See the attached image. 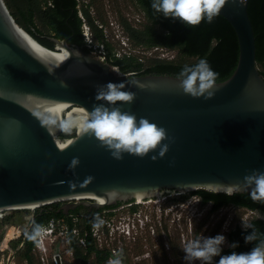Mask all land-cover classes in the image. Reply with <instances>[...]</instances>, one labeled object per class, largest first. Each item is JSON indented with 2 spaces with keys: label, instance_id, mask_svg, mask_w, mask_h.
I'll return each mask as SVG.
<instances>
[{
  "label": "water",
  "instance_id": "95a60500",
  "mask_svg": "<svg viewBox=\"0 0 264 264\" xmlns=\"http://www.w3.org/2000/svg\"><path fill=\"white\" fill-rule=\"evenodd\" d=\"M247 5L225 0L219 12L234 29L238 59L205 99L183 93L177 75L123 73L101 53L52 38L66 51L59 55L30 37L0 0V210L64 201L59 210L67 214L79 205L99 209L197 189L249 192L244 176L264 171V76ZM109 81L134 93L131 103L117 102L122 110L172 138L162 142L169 144L163 157L125 153L117 160L83 131L100 103L96 90ZM69 120L75 136L60 138ZM73 157L79 163L69 167ZM112 190L119 196L109 201Z\"/></svg>",
  "mask_w": 264,
  "mask_h": 264
},
{
  "label": "trees",
  "instance_id": "16d2710c",
  "mask_svg": "<svg viewBox=\"0 0 264 264\" xmlns=\"http://www.w3.org/2000/svg\"><path fill=\"white\" fill-rule=\"evenodd\" d=\"M93 0H4L9 13L15 22L26 31L33 39L50 50H55L52 38L66 39L69 44L78 45L84 51H92L86 46L82 25L89 27L93 44L103 46L105 59L117 66L123 73L133 74H170L177 75L184 65L195 64L200 58H206L211 68L217 73L216 81L228 78L236 67L238 59V42L234 29L230 23L218 14L211 23L201 21L198 25L187 26L178 19L165 18L162 14L155 13L151 8V0H136L144 12L149 24H143L137 28L132 26L125 18H121L122 26L135 44L143 48L167 47L178 48L181 53L194 58L192 61H175L169 59L147 58L148 63L139 60L135 55H123L116 57L111 43L103 33V25L98 26L90 13ZM247 12L252 24L255 37V57L260 73L264 76V0H247ZM80 13L82 17L80 16ZM75 136L74 129L65 132L62 128L59 137L68 139ZM197 195L201 205L210 204V212L216 211L224 205L233 204L254 210L262 215L251 220L261 233H264V203L253 201L249 192H237L227 194L224 192H212L205 189H197L181 195ZM59 203L38 207L35 210L34 220L44 224L50 218H65L71 228L72 222L69 214L78 213V209L64 214L59 210ZM41 210V211H40ZM89 221L85 224L88 227ZM245 231L235 225L226 233L228 245L238 242L236 249L228 245L223 247V253L230 251H248L252 245L244 241ZM34 243L24 242L23 257L32 264L31 250ZM70 248L75 259L85 264L93 256L95 261L107 260L104 251L95 249L90 238H87L85 250L76 245L73 236L70 235ZM216 257L215 260H218Z\"/></svg>",
  "mask_w": 264,
  "mask_h": 264
},
{
  "label": "clouds",
  "instance_id": "9594fccd",
  "mask_svg": "<svg viewBox=\"0 0 264 264\" xmlns=\"http://www.w3.org/2000/svg\"><path fill=\"white\" fill-rule=\"evenodd\" d=\"M243 3V0H240ZM225 0H151V8L155 13L165 18L178 19L187 26L198 25L201 21L211 23L219 14ZM217 73L211 68L206 58H200L195 64L184 65L178 73V87L183 93L194 98H210L211 89L215 86ZM123 82H107L101 85L95 93V100L89 118L83 126L85 133H90L98 139L114 159H122L127 153L144 157L153 153L151 159L163 157L168 151L171 142L166 130L145 117L137 119L134 113L122 110L117 102L131 103L134 93L125 91ZM74 121H65L62 125L65 132H70ZM158 149V152H157ZM79 163L78 157H73L69 167ZM244 187L251 189L249 196L253 201L264 203V171L253 170L244 176ZM238 187V186H236ZM233 188H228L231 193ZM119 193L112 190L108 193V200L117 199ZM30 223L24 228L26 240L33 242L37 247L42 246L47 229L43 224L37 223L31 217ZM105 221L96 215L92 228L99 230ZM245 231L244 241L251 244L248 251H230L223 253L226 237L223 234L215 236L197 235L187 240L183 245V260L185 264H264V233H261L252 223L242 221ZM231 249L238 247V242L228 245ZM219 257L218 260H215ZM107 264H123V250L113 253Z\"/></svg>",
  "mask_w": 264,
  "mask_h": 264
},
{
  "label": "rangeland",
  "instance_id": "374dc122",
  "mask_svg": "<svg viewBox=\"0 0 264 264\" xmlns=\"http://www.w3.org/2000/svg\"><path fill=\"white\" fill-rule=\"evenodd\" d=\"M90 13L95 19V23L103 25L108 41L112 49L116 51H130L135 56L140 57L142 62L148 63L147 58L159 55L162 58L175 61H192L194 58L181 53L178 48L161 47L156 49H146L140 45H135L127 36L121 18H125L132 26L140 28L143 24H149L145 18L144 12L136 0H93L90 7ZM83 27V25H82ZM85 29V27H84ZM86 31V30H85ZM91 37V34H90ZM97 49H102L101 47ZM93 52L99 53L95 50ZM75 131V130H74ZM76 133V131H75ZM188 200L187 220L180 215L164 216V229L153 231L146 230L143 234H138L133 240L121 239L116 243L123 250V264H185L183 260L184 253L183 239L194 238L197 235L215 236L223 234L226 237L227 231L235 225L245 222L246 215H251V220L262 215L258 212L250 214L247 209L234 206H226L216 211L210 212V204L201 205L197 201L198 197L190 194L186 197ZM71 202L77 201L70 200ZM169 202L178 201L177 197L168 198ZM59 205L64 201H59ZM42 206H36L34 209H4L0 210V264H29L23 257L24 248H19L24 238L23 223L33 212ZM245 218V220H243ZM76 222L79 228L85 224V219L78 216ZM154 219V215H152ZM191 222L190 230L189 224ZM11 227L18 228L20 236L12 238L4 244L5 234ZM143 235V236H141ZM228 242L226 239L225 245ZM223 246V247H224ZM67 240H63L61 249H63V258L67 264H83L73 258L68 250ZM6 254V255H5ZM32 264H42L41 253L31 250ZM12 256V257H11ZM85 264H103L95 262L91 256ZM104 264H107L106 262Z\"/></svg>",
  "mask_w": 264,
  "mask_h": 264
},
{
  "label": "built area",
  "instance_id": "2783aa9c",
  "mask_svg": "<svg viewBox=\"0 0 264 264\" xmlns=\"http://www.w3.org/2000/svg\"><path fill=\"white\" fill-rule=\"evenodd\" d=\"M80 16L82 17L81 13ZM102 28L103 33L106 39L108 40L106 31L104 27ZM82 32L84 35L86 46L92 49V51L95 50L104 56L105 51L103 49V46H99L102 49H97L99 47L93 44L92 38L90 37L89 27L86 24H83ZM151 48L154 50L156 48L161 47ZM123 55L129 56L134 54H132L130 51H118L117 53L115 51L116 57H122ZM138 58L139 60H142L140 57ZM151 58L165 59L159 55H155V57ZM181 195L183 194L177 193L167 195L158 199H150L145 201L123 204L115 210L108 209L106 210L107 213L100 215V217L105 221V224L99 230H95L92 228L93 220L89 222L88 227L85 225V222L83 227L79 228L76 222H73L72 219H70L72 222V226L70 228L69 222L65 218H50L46 223L43 224L48 231L45 235V238L41 242L42 246L37 247L34 244L32 250L42 254L40 256L42 261H44L48 257L51 258L53 261H58L60 257L59 253H57L56 250L61 248L63 240H67L69 247L68 250L73 255V251L70 248L71 235L73 236L76 244L83 250H85L86 248L87 238H90L95 249L100 251H110L113 255L114 252L121 249V247L116 244L117 242L119 243L121 239L133 240L140 232H143L147 229L153 230L157 226H161L163 224L164 216H167L170 213H174L176 217H179L181 212L187 210L189 208L187 201L188 199L180 198ZM170 197H177L178 201L169 202L168 198ZM194 197H198L197 201H199V203L201 204L199 196L194 195ZM247 210L250 212V214H254L255 212L251 209ZM108 213L109 215H107ZM152 215H154V219H152ZM249 216L251 215H246V220L245 218L243 220H245V222H251V217ZM73 219L77 220L75 217ZM241 224L239 225L240 227ZM190 226L191 222L189 223V230ZM190 237L184 238L183 243H185L187 240L192 239ZM59 242L60 247L56 246L54 252L50 253L49 250L51 246L56 245ZM110 257L107 258V261Z\"/></svg>",
  "mask_w": 264,
  "mask_h": 264
},
{
  "label": "flooded vegetation",
  "instance_id": "af4514ba",
  "mask_svg": "<svg viewBox=\"0 0 264 264\" xmlns=\"http://www.w3.org/2000/svg\"><path fill=\"white\" fill-rule=\"evenodd\" d=\"M172 195V194H171ZM165 196H167V195H165ZM164 197V196H163ZM162 198V197H161ZM155 199V198H154ZM147 200V199H146ZM133 201H135V200H131V201H128V202H126V203H131V202H133ZM124 203H117L116 205H113V206H106V207H103V208H99V209H95V208H92V209H88L87 207H85V206H82V205H79V206H77V207H75L74 209H78V213H76V214H74V215H71V214H69V217H75L76 219H77V217L78 216H80V217H83L84 219H85V222L87 223L88 221L89 222H91V220H94V218H95V216L96 215H102V214H104V213H107L106 212V210H108V209H110V210H115L116 208H119L120 206H122ZM226 206H234V207H240V208H243V209H248V208H245V207H241V206H236V205H233V204H227V205H224V206H222L221 208H223V207H226ZM74 209H71V210H69L68 211V213H70V211H72V210H74ZM220 209V208H219ZM41 211V210H40ZM180 212V211H179ZM68 213H67V215H68ZM107 215H109V213L107 214ZM180 215H183V217L187 220V218H189V217H187V210H185L184 212H181L180 213ZM168 217H170V216H175V214L174 213H170L169 215H167ZM32 219H34L35 218V211L33 212V214L30 216ZM187 217V218H186ZM29 218V217H28ZM26 219L25 221H24V223H23V229H22V231H23V233H24V228L30 223V221H29V219ZM190 222H188V224H189ZM163 225L164 224H162L161 226H157L156 228H154L153 230H149V229H147V230H149L150 232L151 231H153L152 233H154V231H156L158 228L159 229H164V228H162L163 227ZM19 230V229H18ZM146 231V230H145ZM145 231H143V232H140V234H143ZM139 234V235H140ZM138 235V236H139ZM18 236H20V235H16L15 237H13V238H17ZM141 236H143V235H141ZM12 239V238H11ZM24 242H25V236H24V238H23V240H22V242H21V246H19V248H24ZM77 245V244H76ZM56 246H58V247H60V242L58 243V244H56V245H52L51 246V248H50V250H49V252L50 253H52V252H54V250H55V247ZM122 248V247H121ZM57 251V253H59V257H60V259L58 260V261H56V260H52L51 258H46L44 261H42V264H67L66 262H65V259L63 258V251H62V249L61 248H59V249H57L56 250ZM106 254H107V258L108 257H110V256H112V254H111V252L110 251H104ZM74 255V254H73ZM73 258H75V257H73ZM95 260V259H94ZM96 262V261H95ZM106 263H107V260H106Z\"/></svg>",
  "mask_w": 264,
  "mask_h": 264
},
{
  "label": "bare ground",
  "instance_id": "6f19581e",
  "mask_svg": "<svg viewBox=\"0 0 264 264\" xmlns=\"http://www.w3.org/2000/svg\"><path fill=\"white\" fill-rule=\"evenodd\" d=\"M25 39L29 42H32L38 46H40L38 43H36L35 41H33L30 37L26 36L25 34H22ZM46 49V48H45ZM55 53L59 54V55H62V56H66V51L62 50V49H58V50H54ZM80 198H91L89 196H86V197H76L75 199H80ZM36 207V205H30V206H23V207H11V208H8V209H19V208H26V209H32ZM18 229V228H17ZM16 228L14 227H11L7 230L6 234H5V240H4V244L9 241L11 238L15 237L16 235L19 234V231L17 230ZM6 255V254H5ZM12 257V256H11Z\"/></svg>",
  "mask_w": 264,
  "mask_h": 264
}]
</instances>
